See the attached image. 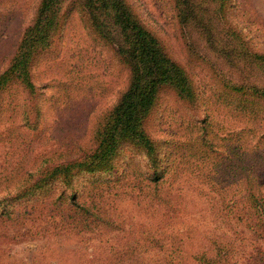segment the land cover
Listing matches in <instances>:
<instances>
[{"label": "rangeland", "instance_id": "1", "mask_svg": "<svg viewBox=\"0 0 264 264\" xmlns=\"http://www.w3.org/2000/svg\"><path fill=\"white\" fill-rule=\"evenodd\" d=\"M88 2L0 0V75L26 58L33 87L0 89V264H264V213L244 207L264 201V0H123L186 85H159L152 150L124 140L105 166L93 153L130 69ZM72 161L89 168L48 177ZM73 197L89 205L77 227Z\"/></svg>", "mask_w": 264, "mask_h": 264}, {"label": "trees", "instance_id": "2", "mask_svg": "<svg viewBox=\"0 0 264 264\" xmlns=\"http://www.w3.org/2000/svg\"><path fill=\"white\" fill-rule=\"evenodd\" d=\"M44 1L45 0H43L42 3L43 6L47 5ZM88 4L93 5L94 10H106V12L111 15L113 25L117 27L119 25L121 27L120 32L123 39L120 45H116L117 51L122 54L125 61L129 63L130 69L129 86L122 94L119 102L114 106L111 117L109 121L106 122L100 134L101 138L98 140V146L102 147V149L99 153H93V157L98 158L95 165L105 166L111 162L110 155L116 153L117 148L124 140L132 142L147 154V151L152 150L153 146L151 140L147 137L143 126L144 122H142L144 115L147 113L148 107L153 103L160 84L169 82L175 84L180 90H184L186 78L182 79L178 67L166 57L165 52L160 47L155 36L146 30L135 17L129 14L128 8L124 5L125 3L123 0H89ZM92 15L95 19L96 13H92ZM46 20L48 23L51 21L48 17ZM23 44L24 42L22 40L18 46L20 50ZM26 60V58L22 60L18 57L12 59L5 72L6 74L9 72L15 74L7 76L1 74L0 89H4L6 87L4 84L16 78L19 79L22 85L28 88V91L32 90L33 87L28 80L27 72H29V70L28 64L26 65ZM91 164L92 163H89V165ZM74 167L89 168L84 161H72L66 166L60 165L54 167L47 175L49 177L50 175L55 176L59 174L58 178L62 182H69L73 174V171H70V169ZM40 169L41 167L37 166V169L29 172V175L40 173ZM23 175H25L24 172L20 173V176ZM47 175H45L44 178H46ZM42 179L43 176L36 178L34 182L38 183ZM3 191L2 198H0V219L4 217L10 220L11 214H13L14 211L9 210L8 207L11 203L10 200H7L9 197V190L5 187ZM58 203H60L58 197L51 198L48 204H45L44 210L47 212H51V210L59 211L57 209ZM71 203L72 207L66 210V214L70 225L72 227H77V221L84 220L83 215L88 213L87 207L89 205L79 212L78 209H81L84 205L82 204L81 206L78 204L74 197ZM244 203V207L254 212L256 218L260 212L264 213V201L259 203L256 200H252ZM244 207H242V210H244ZM260 226L263 227L264 224ZM204 256L205 253H202L199 259H204ZM219 264L223 263L219 261ZM227 264L233 263L227 262Z\"/></svg>", "mask_w": 264, "mask_h": 264}]
</instances>
